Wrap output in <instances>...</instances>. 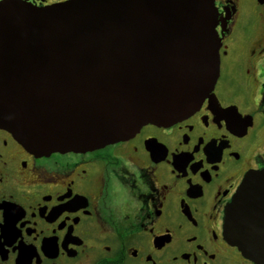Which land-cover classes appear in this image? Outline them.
Instances as JSON below:
<instances>
[{"label": "flooded vegetation", "instance_id": "1", "mask_svg": "<svg viewBox=\"0 0 264 264\" xmlns=\"http://www.w3.org/2000/svg\"><path fill=\"white\" fill-rule=\"evenodd\" d=\"M215 5L220 74L183 120L44 156L0 127V264H261L225 215L264 171V0ZM249 186L264 229V182Z\"/></svg>", "mask_w": 264, "mask_h": 264}, {"label": "water", "instance_id": "2", "mask_svg": "<svg viewBox=\"0 0 264 264\" xmlns=\"http://www.w3.org/2000/svg\"><path fill=\"white\" fill-rule=\"evenodd\" d=\"M215 0L0 2V127L31 153L84 151L193 114L220 74ZM250 174L230 240L264 264Z\"/></svg>", "mask_w": 264, "mask_h": 264}, {"label": "snow or ice", "instance_id": "3", "mask_svg": "<svg viewBox=\"0 0 264 264\" xmlns=\"http://www.w3.org/2000/svg\"><path fill=\"white\" fill-rule=\"evenodd\" d=\"M50 2H51V0H50Z\"/></svg>", "mask_w": 264, "mask_h": 264}]
</instances>
